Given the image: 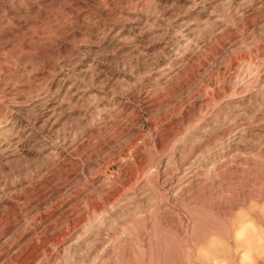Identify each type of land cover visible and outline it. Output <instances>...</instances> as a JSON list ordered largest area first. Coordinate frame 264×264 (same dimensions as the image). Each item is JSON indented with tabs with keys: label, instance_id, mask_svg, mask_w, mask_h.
Here are the masks:
<instances>
[{
	"label": "rangeland",
	"instance_id": "1",
	"mask_svg": "<svg viewBox=\"0 0 264 264\" xmlns=\"http://www.w3.org/2000/svg\"><path fill=\"white\" fill-rule=\"evenodd\" d=\"M0 264H264V0H0Z\"/></svg>",
	"mask_w": 264,
	"mask_h": 264
}]
</instances>
